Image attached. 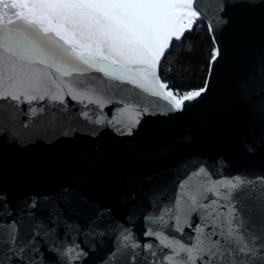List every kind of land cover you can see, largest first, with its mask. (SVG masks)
<instances>
[{"label": "water", "instance_id": "95a60500", "mask_svg": "<svg viewBox=\"0 0 264 264\" xmlns=\"http://www.w3.org/2000/svg\"><path fill=\"white\" fill-rule=\"evenodd\" d=\"M195 7L219 55L181 110L0 48V264H264V0Z\"/></svg>", "mask_w": 264, "mask_h": 264}, {"label": "snow or ice", "instance_id": "6c2138e0", "mask_svg": "<svg viewBox=\"0 0 264 264\" xmlns=\"http://www.w3.org/2000/svg\"><path fill=\"white\" fill-rule=\"evenodd\" d=\"M197 2L0 0V48L29 62L41 57V62L60 60L61 66L71 71L80 70L78 65L81 63L95 66L105 75H115V78L132 83L152 96L161 97L172 105L173 110H181L184 101L198 97L205 88L181 95L161 80L160 70L173 41H179L185 32L191 31L200 17L195 7ZM218 55L219 50H216L213 59ZM113 56L118 60H112ZM117 63L119 68L114 67ZM12 99H19V96L12 95ZM245 183L237 177L235 182L227 181L225 187L231 192ZM246 248L238 251L243 253ZM180 250L186 252L188 261L195 264L192 248L181 245ZM247 251L256 255L251 248Z\"/></svg>", "mask_w": 264, "mask_h": 264}, {"label": "trees", "instance_id": "16d2710c", "mask_svg": "<svg viewBox=\"0 0 264 264\" xmlns=\"http://www.w3.org/2000/svg\"><path fill=\"white\" fill-rule=\"evenodd\" d=\"M216 51L209 28L198 18L192 30L185 32L179 41L174 40L166 52L160 70L161 80L181 95L198 91L206 82L210 61Z\"/></svg>", "mask_w": 264, "mask_h": 264}]
</instances>
